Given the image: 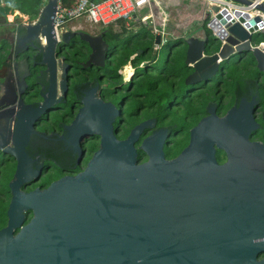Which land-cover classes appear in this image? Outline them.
Wrapping results in <instances>:
<instances>
[{
    "label": "water",
    "instance_id": "1",
    "mask_svg": "<svg viewBox=\"0 0 264 264\" xmlns=\"http://www.w3.org/2000/svg\"><path fill=\"white\" fill-rule=\"evenodd\" d=\"M55 5L46 0L34 18L0 28L9 43L0 62V154L14 160L0 264H264V254L257 257L264 252V147L248 137L259 127L254 81L237 78L235 102L221 114L209 102L172 157L162 148L169 128L140 138L152 118L117 137L120 108L97 96L93 79L71 86L79 106L60 136L33 129L44 108L67 98L68 67L54 55L75 35L89 47L81 67L103 64V30L121 38L146 26L151 48L183 36L184 63L192 67L184 83L209 79L221 61L239 54L249 55L257 78L264 77V43L250 45L259 31L264 35V0H145L104 24L91 7L58 22V35ZM25 44L38 47L37 62L46 64L36 79L32 72L23 75L24 58L11 61ZM35 82L41 102L21 105ZM89 136L98 144L83 168L42 188H21L38 175L42 156L61 169L79 161V141Z\"/></svg>",
    "mask_w": 264,
    "mask_h": 264
},
{
    "label": "trees",
    "instance_id": "2",
    "mask_svg": "<svg viewBox=\"0 0 264 264\" xmlns=\"http://www.w3.org/2000/svg\"><path fill=\"white\" fill-rule=\"evenodd\" d=\"M59 1L61 4L68 5L73 0ZM10 2L13 5L12 7L9 6ZM44 2L45 0H0V17H4L5 14L15 9L23 14H27L29 18L35 17ZM205 21L206 19L203 18L201 27L204 31H207L208 28L205 25ZM103 35L109 38L113 44L107 50L109 58L105 59L99 68L105 74L103 79L107 81L109 91L102 85L103 81H101L99 94L105 97L107 91L112 92L115 90L111 95H116V98L124 102L121 106L122 119L118 124L119 129L116 136L119 138L124 137L132 125L142 118L155 115L156 125H163L169 128L167 141L170 140V143L163 144L162 147L166 157L172 156L186 144L189 127L206 113L205 106L209 102H213L217 113L224 112L232 104L233 100H235V95L234 91H231L237 78L252 80L255 82V89H260V91L264 90V86L259 84L254 61L250 57L242 58V60L239 59V61H221L219 69L215 72L216 74L214 73L216 76L213 82L209 83L207 81L208 79L197 80L190 82L189 86L181 90L179 86L174 87L173 81L168 83V76L179 75L181 78H184L192 70L190 65L184 63L185 45L182 35H177L173 39H166L156 49L151 48L152 32L146 26H139L133 32L122 35L121 38L114 37L116 36V32L109 34L106 30H103ZM258 40L256 39L255 41ZM180 41L181 44L179 43ZM0 44L2 47L5 45L3 39L0 40ZM217 45L218 43L216 42L214 45L207 47L205 51L210 53L216 49ZM1 46L0 49L2 48ZM161 46H165L164 55L159 65L153 67L152 64L156 58V50ZM126 62H129L132 66V72L124 81L125 86L122 87V77L119 75L118 69L126 65ZM227 63L231 65L228 64L227 66ZM84 72V76L79 77L81 80L96 75L94 68H87ZM158 80H161V83L164 85L155 87ZM227 81L228 85L231 83L230 91L224 88ZM166 84H169L170 87ZM203 89L207 93H210V98H206L204 95L203 98H200L198 106L193 105L191 102L192 97L196 95V93L195 95L193 94V90ZM140 90L144 95L141 97L138 96L135 99L136 96L133 93ZM151 97L155 99L153 100ZM162 98H166V100L162 102ZM131 100L135 102H131ZM139 108L147 112V116L139 117L136 111ZM153 109L154 111H152ZM169 114H171V118L164 119ZM175 118L178 120H175ZM145 131L146 129H143L140 138L144 135ZM88 147L89 150L96 148L91 143L88 144ZM136 156L141 159L145 158V155L140 149H137ZM215 157L217 160H221L223 158V151L216 148ZM47 158L52 160L51 157ZM13 167V162H10L0 169V224H3L5 221V208L9 198L6 183L12 176ZM61 172L60 169L52 172L46 176L45 182L57 177Z\"/></svg>",
    "mask_w": 264,
    "mask_h": 264
},
{
    "label": "flooded vegetation",
    "instance_id": "3",
    "mask_svg": "<svg viewBox=\"0 0 264 264\" xmlns=\"http://www.w3.org/2000/svg\"><path fill=\"white\" fill-rule=\"evenodd\" d=\"M37 15H38V13H37ZM12 18L13 19L10 22L7 20L6 14L4 17H0V22L2 23V25H5V27H2V29H9L10 25L12 24L13 21H19V20L25 21L28 19H32L34 17L29 18L27 16V14H23V13L18 11V13H15L12 16ZM102 37L108 43V46H107V50H108V48L113 44V42L109 38L104 36L103 33H102ZM1 39L4 40L5 45L2 47L0 44V46L2 47L0 49V53H1L0 62L3 60V58L8 53V47H9V43L6 41V39L0 38V40ZM179 43L181 44V41ZM55 49H56V47H55ZM107 50H106L107 56L104 58V60L109 58V53L107 52ZM16 52L18 53V55L15 54ZM88 53H89V47H88L87 43L83 40L78 39L77 35H75L74 37H71L68 42L62 43L60 45L58 53L55 54L54 57L56 58V57L60 56L61 63H63L64 65H66L68 67V80H67L68 87L66 90L67 98L57 100V101H53L50 103V105L48 107L44 108L43 112H41L39 114L37 120L34 122L33 129L35 131H41L43 134H49V132H54L56 135L60 136V134L62 133V126L61 125H64L65 123H68L70 121V119L74 115L75 110L79 106L78 98L75 97V94L71 88V86L76 82H78V83H81L83 81L89 82L91 79H93V81L95 82V84L98 87L97 92H96L97 96L103 98L104 100H109V99H107V98H105L99 94L100 87H101V81L105 77L104 72L100 71V69H99L101 65L95 66V65H91V64H86L84 67H81L84 60H86ZM23 58L25 59V67H26V70L28 72V73H25L23 75H25L27 77L32 72L33 75L35 76V79H36L43 72V70L46 67L45 63L41 64V63L37 62L38 47H32L31 44H25L20 50H15L11 61H14V62L17 60L20 61ZM242 58H243V56H240L239 59H242ZM32 62H34V63H32ZM87 68H94L96 70V75L91 76L90 78L81 80L79 77L84 76V73H85L84 71ZM257 79L259 81V84L261 86H264V77L260 76ZM34 85H36L37 88L36 89L33 88L31 91H29L23 97V103H21V105H26V104L31 103V102H36L38 104L41 102V98L39 96V90H38L39 88H41V84L39 82H35ZM28 87H31V86H28ZM233 89H234V87L232 88L231 92H233ZM255 90H257V89H255ZM112 92L114 93L115 90H113ZM137 92H134L133 95L138 96ZM257 95H259V96H257L258 101H259V105H257L255 107V109L253 110V115H254V119L257 121L259 127H256L255 129L251 130L248 137L251 140L260 141L264 147V120L261 119V117H260L261 109L264 106V90L260 91V89H258ZM109 101H111V100H109ZM111 102L120 108V113H119V116L117 117L119 119L118 120V124H119V122L122 119L121 106L123 105V102H121V100L119 98H115V100L111 101ZM234 102H235V100H233L232 104H234ZM211 103H213V102H211ZM139 110H140V108L136 111L138 112ZM52 114H55V115H52ZM218 114H221V113L219 112ZM117 118H115V120ZM147 118L153 119V125L147 126L145 128L146 131H145L144 135L149 133L151 130H153L157 127H160L159 125H156V123H155V121H156L155 115L147 116L146 118H142L141 120L147 119ZM118 127H119V125H118ZM164 127L167 128V126H164ZM89 143L94 144L97 147L98 140H97V138H90V136L89 137H83L79 141L80 147L84 150L83 156L81 157V159L79 161H76L72 166H66V167H63L62 169L57 164L54 163L53 159L50 160L45 156L40 157L41 160H40L38 175L36 176V178L32 182H30L29 184H26L24 187H21V188H23L24 190L31 189L35 186L42 188L43 186L47 185L51 180L56 179L57 177H59L63 174L74 173V172L79 171L81 168H83V166L85 165V163H86L87 159L89 158L91 152L94 150V149L89 150V147H88ZM166 143H170V140L166 141ZM175 154H173L172 156H174ZM172 156H169V157H172ZM10 162H13V165H14V160L11 156L0 154V169L2 167H4L5 164L10 163ZM58 169H60L62 171L61 174L58 175L57 177L49 179L47 182H45L46 176L50 175L52 172H54ZM7 190H8V188H7ZM8 192H9V190H8ZM9 197H10V192H9ZM8 200H9V198H8ZM29 216H30V213H28L26 215V218H28ZM5 221H6V214H5ZM5 221L3 224H0V227L5 224ZM263 254H264V252H261L260 254H258L257 257H261Z\"/></svg>",
    "mask_w": 264,
    "mask_h": 264
},
{
    "label": "built area",
    "instance_id": "4",
    "mask_svg": "<svg viewBox=\"0 0 264 264\" xmlns=\"http://www.w3.org/2000/svg\"><path fill=\"white\" fill-rule=\"evenodd\" d=\"M143 1L145 0H73L70 4L67 5L61 4L59 0H56V12L52 16L53 29L57 30L58 35V22L91 7H93L100 24L108 23L118 17L121 13L140 5ZM15 13H18V11L13 10L12 12L7 13V20H9V17H12ZM257 29H262V26ZM163 42H161L160 44H162ZM259 42L264 43L263 40H259L257 42H250V45H258ZM160 44L156 45L153 48H158Z\"/></svg>",
    "mask_w": 264,
    "mask_h": 264
},
{
    "label": "rangeland",
    "instance_id": "5",
    "mask_svg": "<svg viewBox=\"0 0 264 264\" xmlns=\"http://www.w3.org/2000/svg\"><path fill=\"white\" fill-rule=\"evenodd\" d=\"M46 1V0H45ZM45 3V2H44ZM202 28V27H201ZM256 39H259V40H263L264 39V35H263V33L262 32H260L259 31V33L258 34H255V40ZM164 51H165V46H161L158 50H156V58H155V61L153 62V64H152V66L153 67H155V66H157V65H159V63H160V61H161V59H162V56L164 55ZM249 58V55H244L243 56V59L244 58ZM240 58V55H233L230 59H227V60H225V61H227V62H231V61H239L238 59ZM242 60V59H241ZM127 63V65H126V67H125V69H127V71H125V74L123 73V70H124V68L122 69V67H120L119 69H118V73H119V75L122 77V83H121V86L122 87H124L125 86V80L128 78V76H129V74L132 72V66L130 65V63L129 62H126ZM228 64L229 65H231L230 63H227L226 65L228 66ZM231 71L234 73V71L231 69ZM153 74H154V72H152ZM216 74V73H215ZM215 74H213L212 75V77H210L207 81L209 82V83H211V82H213V80H214V78H215ZM169 80V81H168ZM168 83L170 82V81H173V85H174V87H176V86H179L180 88H181V90H183V89H185L187 86H189L190 85V83H184L183 81H184V78H181V76H174V75H170V76H168ZM103 81V84L102 85H104V87L105 88H107V90L109 91V86L107 85L108 83H107V81H104V79L102 80ZM199 83V82H198ZM171 84V83H170ZM164 84H162L161 83V80H158L157 81V84L155 85V87H157V86H163ZM168 87H170L169 86V84H166ZM224 86V85H223ZM154 87V88H155ZM224 88L227 90V91H230V89H231V83H229V85H228V81H227V83H226V85L224 86ZM205 89H203V90H193V94L195 95V93H196V95L195 96H193L192 97V104L193 105H197L198 106V104H199V100H200V98H203V96L205 95V97L206 98H210V93H207V91H204ZM106 92V95H105V98H107V99H109V100H111V101H114L115 100V98H116V95H111V93L112 92ZM118 94V93H117ZM137 95L139 96V97H141L142 95H144V93H142L141 92V90L140 91H138L137 92ZM138 96H136L135 97V99L138 97ZM151 98H153V100L155 99L154 97H151ZM108 100V101H109ZM162 100V102H163V100L165 101L166 100V98H162L161 99ZM131 102H135V101H133V100H131ZM156 103V102H155ZM123 104H124V102H123ZM152 111H154V109L152 110ZM181 112H183V110H181ZM52 115H55V114H52ZM138 115H139V117H143V116H147V112H145V111H142V109H140L139 111H138ZM171 114H169V115H167V118H164V119H169V118H171V116H170ZM175 120H178L177 118H175ZM160 127H164L163 125L162 126H160ZM13 169H14V167H13ZM13 173V172H12Z\"/></svg>",
    "mask_w": 264,
    "mask_h": 264
},
{
    "label": "clouds",
    "instance_id": "6",
    "mask_svg": "<svg viewBox=\"0 0 264 264\" xmlns=\"http://www.w3.org/2000/svg\"><path fill=\"white\" fill-rule=\"evenodd\" d=\"M9 6H10V7L13 6L11 2L9 3ZM12 19H13L12 17H9V21H10V22H11Z\"/></svg>",
    "mask_w": 264,
    "mask_h": 264
},
{
    "label": "bare ground",
    "instance_id": "7",
    "mask_svg": "<svg viewBox=\"0 0 264 264\" xmlns=\"http://www.w3.org/2000/svg\"><path fill=\"white\" fill-rule=\"evenodd\" d=\"M126 65H127V64H126ZM126 65H124V66L122 67V69L124 68V70H123V73H124V74H125V71H127V69H125Z\"/></svg>",
    "mask_w": 264,
    "mask_h": 264
},
{
    "label": "crops",
    "instance_id": "8",
    "mask_svg": "<svg viewBox=\"0 0 264 264\" xmlns=\"http://www.w3.org/2000/svg\"><path fill=\"white\" fill-rule=\"evenodd\" d=\"M9 21V20H8ZM11 26V25H10ZM2 27H5V25H2V23L0 22V28H2Z\"/></svg>",
    "mask_w": 264,
    "mask_h": 264
}]
</instances>
